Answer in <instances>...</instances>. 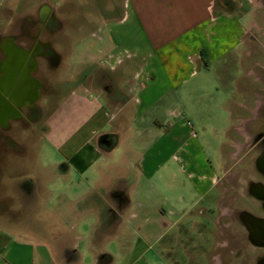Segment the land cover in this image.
I'll list each match as a JSON object with an SVG mask.
<instances>
[{
  "label": "crops",
  "instance_id": "crops-1",
  "mask_svg": "<svg viewBox=\"0 0 264 264\" xmlns=\"http://www.w3.org/2000/svg\"><path fill=\"white\" fill-rule=\"evenodd\" d=\"M121 1L125 12L70 54L71 63L93 66L78 69L74 97L57 106L60 128L70 123V131L53 149L48 142L60 157L58 215L48 204L51 180L23 163L31 134L21 132L18 151L1 146L0 264H165V241L198 227L194 216L214 207L225 215L220 198L231 168L223 146L241 150L256 131L262 95L264 102V91L222 83L243 67L236 43L248 29L215 13V0ZM26 49L0 33V72ZM253 69L243 68L256 77ZM6 158L17 165H2ZM52 229L60 234L54 242Z\"/></svg>",
  "mask_w": 264,
  "mask_h": 264
},
{
  "label": "rangeland",
  "instance_id": "rangeland-1",
  "mask_svg": "<svg viewBox=\"0 0 264 264\" xmlns=\"http://www.w3.org/2000/svg\"><path fill=\"white\" fill-rule=\"evenodd\" d=\"M252 2V0H215V13L216 10H220L227 13L234 21L240 18V25L248 29L242 36V42L236 43L243 67L242 69L238 67L234 73L231 71L224 73L223 85H230L236 81L238 88L259 90L262 88L253 79L254 75L243 70L252 66L254 72H260L264 68V0H255L256 5ZM121 4V0H0V33L16 37L20 47L37 46V51L32 54L34 64L30 69L33 70L32 75L40 85L38 98L31 110L26 112L25 107L21 108V114L24 115L22 122L15 120L6 127L8 130L5 131L10 134L9 140L0 138V149L4 145L18 151L27 138L21 132L27 130L31 134V138L28 136L26 140L31 148H27L28 152L24 154L23 163L34 165L41 177L44 174L51 180L52 188L46 193L52 196L48 204H52L53 214L58 215L60 207L57 201L60 194V157L52 149L58 144L60 137L70 131V123L67 124L68 129L60 128L61 109L57 106L62 98H69L70 101L74 97L71 92L76 87L74 85L79 77L78 69L93 66L91 63L78 62L79 58L72 60L75 63H71L70 54L76 49L80 51L78 45L82 38H86L98 24L110 21L125 12ZM254 22L256 25H253ZM130 64L129 60H126L123 65L129 67ZM233 88L235 87L231 86V89ZM260 97L263 99V95ZM239 98L245 99L244 96L237 95L236 99ZM182 103L184 111H180L183 112L182 116H187V101L183 100ZM28 112L30 116L25 118ZM46 130L51 133L50 140L43 134ZM223 150L228 154L227 162L231 168L229 172L233 176L240 166L235 158L229 156V153H236L237 150L232 148L228 141L226 146H223ZM8 163L17 165L16 161L12 162L8 158L2 162V165ZM15 173L22 174L18 171ZM18 179L15 176V180ZM228 182L229 184L224 182L225 186L222 188L225 191L220 198L222 208L225 209L224 214L238 208L247 209L245 200L234 203L230 199L236 198L242 189H237L235 185L231 186L230 180ZM49 185L48 181L47 186ZM203 204L204 202L201 203ZM210 204H213V201ZM212 215L206 213L204 216H194L193 219L199 224L198 227L189 231L183 227L184 229H181V233L177 234L174 240L169 238L165 241L172 244L171 254L168 252L169 256L163 258L165 264H240V261L243 264H251L256 251L248 250V246L243 244L245 234L235 219L217 215L215 207ZM43 220L36 218L35 221L42 224ZM58 224V217H52L51 226L60 229ZM48 235L52 238V242L60 237L58 230L55 229H52V233ZM40 236L44 238L43 234ZM70 240L74 238L69 237L68 241ZM224 243L229 244L230 248L225 249Z\"/></svg>",
  "mask_w": 264,
  "mask_h": 264
},
{
  "label": "flooded vegetation",
  "instance_id": "flooded-vegetation-1",
  "mask_svg": "<svg viewBox=\"0 0 264 264\" xmlns=\"http://www.w3.org/2000/svg\"><path fill=\"white\" fill-rule=\"evenodd\" d=\"M36 51L37 46L35 45L27 48L25 52L14 51L10 61L6 62L4 72H0V129H2L3 122L8 127L10 125L8 121H21L24 118L21 108L25 107L26 112L31 110L38 98L40 85L32 75L34 74L33 70L30 69L34 64L32 54ZM3 61L0 58L1 68ZM254 79L262 88L259 89L262 94L264 72H257ZM260 101L258 119L254 129L256 131L250 132V137L235 156L240 169L233 176L230 175V172L227 173L225 179L228 184L230 180L231 186L235 185L237 189H242L236 198L231 197L230 199L234 203L245 200L247 209L238 208L222 215L224 218L235 219L245 234L243 244L248 246V250L256 251L251 264H264V123L262 122L264 102L263 99ZM29 113L25 114V118L30 116ZM223 247L230 248L227 243H224ZM241 249L243 250L242 247ZM240 264L243 263L240 261Z\"/></svg>",
  "mask_w": 264,
  "mask_h": 264
}]
</instances>
